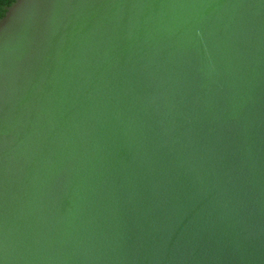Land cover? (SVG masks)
<instances>
[{
  "label": "water",
  "instance_id": "1",
  "mask_svg": "<svg viewBox=\"0 0 264 264\" xmlns=\"http://www.w3.org/2000/svg\"><path fill=\"white\" fill-rule=\"evenodd\" d=\"M4 10L0 264H264V0Z\"/></svg>",
  "mask_w": 264,
  "mask_h": 264
},
{
  "label": "trees",
  "instance_id": "2",
  "mask_svg": "<svg viewBox=\"0 0 264 264\" xmlns=\"http://www.w3.org/2000/svg\"><path fill=\"white\" fill-rule=\"evenodd\" d=\"M13 0H0V17L5 13V6L9 5Z\"/></svg>",
  "mask_w": 264,
  "mask_h": 264
}]
</instances>
